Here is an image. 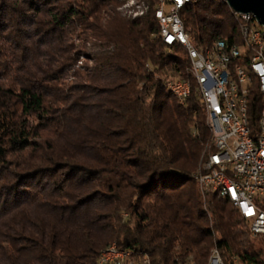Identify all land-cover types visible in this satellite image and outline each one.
<instances>
[{"label": "trees", "instance_id": "16d2710c", "mask_svg": "<svg viewBox=\"0 0 264 264\" xmlns=\"http://www.w3.org/2000/svg\"><path fill=\"white\" fill-rule=\"evenodd\" d=\"M121 0H0V264H98L112 245L150 264H264L230 201L196 174L213 151L187 50ZM197 47L243 43L225 0L180 12ZM79 41L80 44H76ZM81 56L83 70H71ZM171 76L192 83L182 104ZM257 124L264 101L249 97ZM235 258L238 261H235Z\"/></svg>", "mask_w": 264, "mask_h": 264}, {"label": "built area", "instance_id": "2783aa9c", "mask_svg": "<svg viewBox=\"0 0 264 264\" xmlns=\"http://www.w3.org/2000/svg\"><path fill=\"white\" fill-rule=\"evenodd\" d=\"M188 0H158L157 6L165 12L167 40L169 46H183L191 62L196 63L201 72L202 85H199V98L209 100L212 110L210 127L216 128L212 138L213 151L208 155L205 171L198 175L202 190L220 192L233 190L238 199L237 210L246 220L253 236L264 235V112H259L255 124L256 138L246 135L243 116L237 115L236 104L239 102L238 91L234 84L233 73L228 72V60L224 57L223 47L218 41L209 46L197 47L191 40L181 18V9ZM245 20L250 47L247 56L253 60L254 66L263 76L262 101H264V26L253 14H242ZM200 50L210 51L209 60L200 58ZM247 80V103L250 105L249 77ZM175 84L189 99L185 81L179 76H171L165 80ZM250 114V112H246ZM235 261H238L235 258ZM213 264H225L220 248L214 251ZM105 264H150L147 255L132 256L131 250L112 249Z\"/></svg>", "mask_w": 264, "mask_h": 264}, {"label": "bare ground", "instance_id": "6f19581e", "mask_svg": "<svg viewBox=\"0 0 264 264\" xmlns=\"http://www.w3.org/2000/svg\"><path fill=\"white\" fill-rule=\"evenodd\" d=\"M122 5L120 6L121 12H123L126 16L131 18H137L144 16V14L148 11L149 6L141 0H121ZM198 0H188V3H194ZM237 15H241V13L235 12ZM242 17V15H241ZM156 18L157 22L160 27V37L163 41L167 40V25L165 20V12L163 9H160V6H158L156 11ZM243 18V17H242ZM244 20V18H243ZM244 26H242V36H243V43L238 44H232L229 45L224 40H218L219 47H223L224 57L226 60H228V72L233 73L234 76V84L236 86V90L238 91V98L239 102L236 104V111L237 115L243 116V123H245V131L246 135L249 138H256V131L255 126H251L250 120H249V114H246V112H249V105H245L244 103H247V80L245 79L244 75H247L249 77V84H250V93L249 97L252 93L253 87L256 85L259 86L260 92L263 90V76L260 73V70L254 66L253 60L249 59L248 50L250 47V37L248 35L247 26L244 20ZM200 58L202 60H209L210 58V51L207 50H200ZM191 61V60H190ZM191 69L192 73L195 78V84H196V94L199 95V85H202V77L201 72H199V69L196 65V63L191 62ZM184 80V79H183ZM185 84L188 89V96H191L192 94V83L188 80H184ZM167 87L175 97L178 99V101L182 104L186 103V100L184 98V95L182 92L178 89V87L175 84H172L171 82L166 83ZM202 104L206 107L208 111V117H209V123H212V110L211 105L209 103V100H201ZM261 112H264V105L261 110ZM212 132V138H215L216 135V128L210 127ZM208 156L205 158V160L202 163L201 168L196 174V180L201 184L200 178L198 175H201L203 171H205V166L207 162ZM202 185V184H201ZM221 196L220 192H216ZM224 198L228 199L232 206L234 208H238V199L236 197V192L233 190H224ZM118 248L115 244L105 249L98 259V264H105L106 259L109 257V255L112 252V249ZM218 250L217 247H215L212 250V255L210 258L209 264H213L212 257H214V251ZM132 256L133 252L131 251Z\"/></svg>", "mask_w": 264, "mask_h": 264}, {"label": "water", "instance_id": "95a60500", "mask_svg": "<svg viewBox=\"0 0 264 264\" xmlns=\"http://www.w3.org/2000/svg\"><path fill=\"white\" fill-rule=\"evenodd\" d=\"M235 11L242 14H253L264 26V0H225Z\"/></svg>", "mask_w": 264, "mask_h": 264}, {"label": "rangeland", "instance_id": "374dc122", "mask_svg": "<svg viewBox=\"0 0 264 264\" xmlns=\"http://www.w3.org/2000/svg\"><path fill=\"white\" fill-rule=\"evenodd\" d=\"M121 11V10H120ZM122 15L123 16H126L123 12H122ZM128 17V16H126ZM76 44H80L79 41H76ZM92 65V62H87L86 60V57L85 56H81L80 59L77 61V63L75 64L74 68L71 70V73H70V76H69V79L70 80H74L75 79V76L73 75L75 73V70L79 69V70H83L84 66L85 65Z\"/></svg>", "mask_w": 264, "mask_h": 264}]
</instances>
